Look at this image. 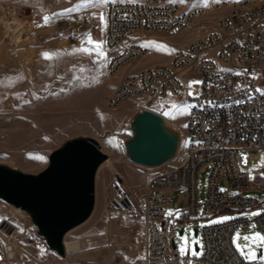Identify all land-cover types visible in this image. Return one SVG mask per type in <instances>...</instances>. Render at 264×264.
I'll list each match as a JSON object with an SVG mask.
<instances>
[{
	"label": "rangeland",
	"instance_id": "374dc122",
	"mask_svg": "<svg viewBox=\"0 0 264 264\" xmlns=\"http://www.w3.org/2000/svg\"><path fill=\"white\" fill-rule=\"evenodd\" d=\"M112 1L124 0H0V165L38 174L48 166L53 151L76 137L96 139L109 156L97 173L92 215L65 237V241H80L83 247L80 252L67 253L65 258H70L71 264H144L145 235L140 210L146 199L147 184L155 175L181 162L186 144L189 106L185 98L166 99L155 105L154 110L181 134L178 156L154 169L128 161L124 151V142L129 138L127 129L132 116L143 109L139 107V99H128L116 109L108 106L120 76L110 77L107 72L106 6ZM138 1L171 3L170 0ZM221 1L234 0H184L180 4L210 6ZM68 9L71 11L66 12ZM61 12L65 14L53 15ZM227 13L225 9L217 15ZM46 16L50 17L47 23ZM191 32V35L200 33L199 28H195L139 37L137 41L148 46L151 54L132 71L168 65L172 53L182 48ZM89 38L101 47L90 43ZM45 53L50 58H46ZM126 70L123 68V72ZM182 82L188 95L200 87L194 76L184 77ZM262 156L260 161L250 160L251 169H262L264 153ZM210 170V166L204 167L199 175L201 203L206 200ZM116 186L127 196L130 208L112 203ZM185 206L184 191L173 192L166 218L175 219L171 223L178 227L175 238L178 255L181 259L190 258L191 264H204L201 251L196 250V245L199 248L203 245L201 229L204 226L240 217L253 218L256 216L253 213H259L227 212L182 221ZM3 224L14 228L15 243L27 264H41L38 254L43 250L58 256L38 235L27 213L0 200V227ZM183 228L184 234L180 235ZM257 233L264 235L257 226L248 230L238 226L233 235L234 245L246 262L264 261V246L253 239ZM193 250L199 254L193 255ZM249 252L255 253V260L245 258Z\"/></svg>",
	"mask_w": 264,
	"mask_h": 264
},
{
	"label": "built area",
	"instance_id": "2783aa9c",
	"mask_svg": "<svg viewBox=\"0 0 264 264\" xmlns=\"http://www.w3.org/2000/svg\"><path fill=\"white\" fill-rule=\"evenodd\" d=\"M225 9L227 14L217 15ZM195 28L200 36L176 50L168 65L132 71L151 54L137 41L139 37ZM105 48L109 76L121 75L109 108L116 109L128 99H139L141 109L154 112L155 105L170 98H185L189 106L181 162L147 184L140 210L144 264H191L174 249L178 227L171 223L173 217L166 218L171 195L179 190L186 202L182 221L259 211L253 218L204 226L199 248L204 264H264L246 262L233 242L238 226L243 230L257 226L264 232V166L259 171L250 168V160L260 161L264 153V0L210 6L112 1L106 6ZM188 76L200 82L191 95L182 82ZM207 166L211 170L206 200L201 203L199 175ZM127 199L115 189L113 204L130 208ZM0 264H27L10 224L0 227Z\"/></svg>",
	"mask_w": 264,
	"mask_h": 264
},
{
	"label": "water",
	"instance_id": "95a60500",
	"mask_svg": "<svg viewBox=\"0 0 264 264\" xmlns=\"http://www.w3.org/2000/svg\"><path fill=\"white\" fill-rule=\"evenodd\" d=\"M127 133L128 161L149 169L174 161L182 144L181 134L167 119L149 109L132 116ZM108 159L96 139L76 137L53 151L48 166L38 174L0 165V200L27 213L49 250L65 258V237L92 215L97 173ZM116 189L122 192L119 186Z\"/></svg>",
	"mask_w": 264,
	"mask_h": 264
},
{
	"label": "crops",
	"instance_id": "0c3cea01",
	"mask_svg": "<svg viewBox=\"0 0 264 264\" xmlns=\"http://www.w3.org/2000/svg\"><path fill=\"white\" fill-rule=\"evenodd\" d=\"M190 30L192 31V29H190ZM187 31H189V30H187ZM191 34H192V32L189 33L188 35H191ZM193 35H194V37H199L200 33L199 34L194 33ZM193 35L189 36L188 39L186 41H184V43H182V45H181L182 48L186 47L194 39ZM174 53H172L171 60L174 56ZM171 60H170V62H171ZM120 78H121V75L119 76L118 81ZM38 256H39L38 261L41 264H71L72 263V260L68 257L62 258L60 256L50 255V254H47L45 252V250L40 251Z\"/></svg>",
	"mask_w": 264,
	"mask_h": 264
},
{
	"label": "snow or ice",
	"instance_id": "6c2138e0",
	"mask_svg": "<svg viewBox=\"0 0 264 264\" xmlns=\"http://www.w3.org/2000/svg\"><path fill=\"white\" fill-rule=\"evenodd\" d=\"M170 2H179V3H183L184 0H170ZM82 6H84V5H82ZM65 11H66V12H70L71 9H68V10H65ZM64 14H65V12H61V13H55V14H53V15H64ZM49 19H50V17H47V16L44 17V20H45L46 23L49 21ZM100 19H101V21H103V20H104V17L101 15ZM89 42H90V43H96V42L91 41L90 38H89ZM96 47H97V48H100L101 45H100L99 43H96ZM98 54H100V53H98ZM44 55H45L46 58H50V55H49L48 53H45ZM258 214H259V213H253L252 215H258ZM224 219H229V218L225 217ZM253 239H255V240H257L258 242H260L261 246H264V235H260L259 233H257V234H255V236L253 237ZM183 251H184V250L182 249V252H183ZM192 254H193V255H198L199 253H196L195 250H193ZM245 258L248 259V260H255V259H256V255H255L254 252H249V253H247V254L245 255Z\"/></svg>",
	"mask_w": 264,
	"mask_h": 264
},
{
	"label": "bare ground",
	"instance_id": "6f19581e",
	"mask_svg": "<svg viewBox=\"0 0 264 264\" xmlns=\"http://www.w3.org/2000/svg\"><path fill=\"white\" fill-rule=\"evenodd\" d=\"M217 3H232L231 2H226V1H221ZM18 30V29H17ZM65 250L66 252L69 253H77L83 250L82 244L78 240L74 241H65Z\"/></svg>",
	"mask_w": 264,
	"mask_h": 264
}]
</instances>
